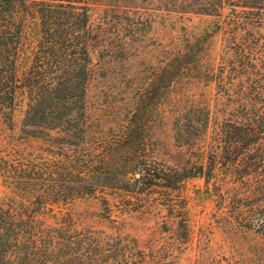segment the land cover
I'll return each mask as SVG.
<instances>
[{"label":"trees","instance_id":"16d2710c","mask_svg":"<svg viewBox=\"0 0 264 264\" xmlns=\"http://www.w3.org/2000/svg\"><path fill=\"white\" fill-rule=\"evenodd\" d=\"M188 14L214 17V28L164 51L123 123L103 130L90 120L91 49L110 43L108 32L135 41L156 17ZM262 29L264 0H0V186L6 191L0 195V264H170L171 246L154 249L121 233L112 212L140 194L158 195L173 211L170 191L191 178L214 179L230 225L264 241ZM220 31L231 56L215 73L201 56ZM183 77L215 81L216 93L233 107L217 110L221 118L205 105L180 113L175 137L195 160L169 166L151 150L149 133L172 84ZM20 97L27 99L21 131L29 147L5 140ZM91 196L114 230L85 225L68 208ZM179 227L186 238L187 220ZM262 262L264 244L246 258L219 256L201 264Z\"/></svg>","mask_w":264,"mask_h":264},{"label":"rangeland","instance_id":"374dc122","mask_svg":"<svg viewBox=\"0 0 264 264\" xmlns=\"http://www.w3.org/2000/svg\"><path fill=\"white\" fill-rule=\"evenodd\" d=\"M98 16V10L94 9L91 14L93 26ZM215 21L214 17L194 14L181 18L158 16L150 29L135 41L127 39L130 35L125 32L116 36L106 33L111 42L105 45L96 43L90 51L92 76L86 87L85 99V110L90 120L97 121L103 130L123 123L133 107L134 93L142 86L148 71L159 66L164 51L167 48L179 49L185 36L195 38L211 31ZM261 31L264 33V29ZM120 38L126 43L119 42ZM224 38L220 31L208 39L201 56L205 69L218 73L220 66L226 64V58L231 56V52L224 47ZM259 64L264 68L263 61ZM262 72L264 74V69ZM226 75L228 73L224 71L225 81ZM216 92L215 81L205 83L183 77L172 84L149 133L151 150L159 161L176 166L184 164L187 159L195 160L186 145L180 146L181 143L176 140L174 124L180 113L190 106L205 105L221 118L219 112L232 109L233 105L227 104L226 97ZM26 107L27 99L20 97L12 115L13 128L5 134L6 141L20 147L33 144L22 138ZM214 181L211 179L206 183L203 178L185 180L178 189L170 191L169 198L175 206L173 211L158 195L153 198L140 194L127 201L122 210L121 206L114 207L112 216L116 218L121 233L137 237L147 247L158 249L161 245L171 246L167 258L170 264H201L219 256H252L256 246L263 245L264 241L253 231H243L230 225L229 210L215 195L217 182ZM5 193L0 186V195ZM68 208L85 225L114 230L110 227L111 223L102 217L98 197L76 199ZM183 218L188 226L186 238L179 227Z\"/></svg>","mask_w":264,"mask_h":264}]
</instances>
